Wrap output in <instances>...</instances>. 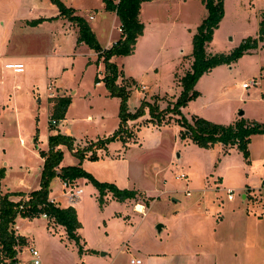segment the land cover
I'll return each instance as SVG.
<instances>
[{
  "label": "rangeland",
  "instance_id": "rangeland-1",
  "mask_svg": "<svg viewBox=\"0 0 264 264\" xmlns=\"http://www.w3.org/2000/svg\"><path fill=\"white\" fill-rule=\"evenodd\" d=\"M60 1L73 17L84 19L97 29L101 41L105 42L109 33L120 34V27L106 19L107 15H102L105 6L102 0ZM152 1L142 6L141 16L144 21L154 19V25L159 24L160 42L171 34L169 42L164 46L158 44L152 52L150 48L139 54L110 59L122 72L116 84H128L127 112L135 114L143 103L146 104L142 106V113L126 122L123 139L117 137L103 148H94L81 162L82 169L97 181L114 184L119 189L135 190V198L127 202L140 214L126 209L108 194L100 207L97 190L81 179L79 188L83 195L72 206L80 224L77 230L80 242L83 241L86 248L88 244L101 246L106 240L104 229L109 225L111 241L117 242L119 232L123 240L131 237L129 252H120L118 247L113 249L105 259L107 264H130L132 258L146 264L145 252L159 246L166 250L167 256L155 259L154 264H188L194 251L199 250L198 240L208 244L204 231L212 232L214 226L200 218L198 210L203 208V212H210L215 221L223 212L227 213L228 204L240 203L244 216L247 212L249 217L261 220L264 246V133L250 137L245 158L236 148L224 154L217 144L207 149L199 147L184 127V120L191 124L195 118L217 124L242 119L247 123L264 124V38L256 49L230 65L218 66L203 74L194 85L195 94L186 105L176 109L182 91L181 79L190 69L192 38L198 26H192L194 30L188 37L176 31L172 33L171 26L176 23L177 16L183 21L185 15L181 11L178 14L175 0ZM194 10L195 14L188 12V23L200 25L205 9ZM263 10L264 0H226L225 17L209 49L223 53L242 39L256 38L258 16ZM89 15L95 16L94 20H88ZM20 18L22 22L44 18L45 30L18 32L14 28L9 34ZM69 19L59 15L50 0H0V79L6 87L3 115H0V169L4 172L1 185L6 190L21 193L38 188L39 172L44 163L39 152L48 153V137L59 133L73 140V150L67 145L56 147L62 152L58 170L62 166H78L76 150L112 136L119 128L120 99L111 97L106 88L104 60L98 59L85 44L76 45L78 27ZM1 22L5 23L4 29ZM154 25L148 29L153 30ZM19 48L34 53L45 51V54L56 51L55 55L62 56L50 62V76L57 88L66 90L72 104L65 115L67 118L69 113L68 119L52 125L51 130L44 60L35 59L25 64V74L14 75L4 68L7 62L2 57L4 50ZM181 50L186 52L181 54ZM251 81H256L257 85L242 89V84ZM13 85H18L20 90L12 89ZM151 108L158 109L161 114L152 116ZM88 115L91 123L86 120ZM13 164L22 167L12 168ZM182 174L186 179H176ZM21 180L25 185L20 186ZM230 189L234 198L231 203L227 198ZM61 192V181L55 176L49 183L48 199L60 200L63 208L70 207ZM243 195L246 200H242ZM138 204H142L144 210ZM119 210L123 213L120 220H116L114 213ZM17 219L20 232L29 239L25 252L18 249L17 264H32L31 248L39 253L40 264H88L78 253L75 242L68 240L62 226L52 230L41 217L19 216ZM225 228L218 231L217 238L224 232L229 233ZM236 240L231 238L228 252L236 249L233 258L237 254L251 261L255 253L251 248L253 242L241 244ZM213 243L222 246L218 239H210L209 246L213 247ZM213 248L215 253L220 252L217 247ZM255 260H258L256 256Z\"/></svg>",
  "mask_w": 264,
  "mask_h": 264
},
{
  "label": "trees",
  "instance_id": "trees-1",
  "mask_svg": "<svg viewBox=\"0 0 264 264\" xmlns=\"http://www.w3.org/2000/svg\"><path fill=\"white\" fill-rule=\"evenodd\" d=\"M102 1L105 5V10L114 12L120 22L121 38L108 49L101 48L94 33L84 19L73 17L70 10L60 0H50L57 7L59 15L65 18L68 16L70 21L77 24V44H85L97 54L98 59L103 58L106 88L111 97L120 99L119 128L112 136L96 143L91 142L88 148L76 150L74 155L79 160L78 166H66L58 170L56 168L62 159V152L56 147L58 145H67L70 150H73V140L59 133L50 136L48 138V153L39 152L44 159L39 188L29 193L25 200L22 199V194L2 192L1 181L4 177V172L0 169V264H17L18 249H22L26 245L25 239L22 236H17L14 231V222L19 216L31 219L46 215L48 219L64 228L68 240L75 242L78 246L79 254L83 253L80 238L77 235L80 224L77 220L75 209L73 207L59 208L48 201L49 183L53 177L57 176L62 182H75L78 179H86L97 190V202L100 207L105 203L104 197L107 194H110L118 202L131 200L136 196L135 190L119 189L114 184L97 181L81 167V162L87 152L92 151L94 148H103L109 141H113L117 137L123 139L126 122L135 119L140 112L142 113V106L146 104L143 103L140 110L135 114L127 112L128 84H116V80L122 76V72L114 63L110 62V59L113 56L126 57L133 53L137 39L143 34V24L139 21L140 5L142 2L149 0H119L116 4L112 0ZM202 3L207 11V16L193 35L192 61L190 69L181 79L182 91L176 102V109L186 105L187 101L195 94V91H193L194 85L203 74L218 66L230 65L243 54L256 49L258 43L262 42L264 38L263 11L256 38L249 37L244 39L239 46L228 54H207L206 45L211 42L213 33L224 16V9L223 0H202ZM42 21L43 19H37L27 24L35 27ZM131 83L134 82L131 81ZM51 103L49 128H52L53 122L57 123L64 119L71 99L69 97H57L53 98ZM150 112L152 116L161 114L158 109L153 108H151ZM184 127L199 147L207 149L216 144H221L225 152L227 149L236 148L243 153L245 158L247 157V145L250 137L264 133V124L247 123L243 119L232 124L222 125L202 118H195L191 124L184 120ZM13 197L20 198L13 200Z\"/></svg>",
  "mask_w": 264,
  "mask_h": 264
},
{
  "label": "crops",
  "instance_id": "crops-1",
  "mask_svg": "<svg viewBox=\"0 0 264 264\" xmlns=\"http://www.w3.org/2000/svg\"><path fill=\"white\" fill-rule=\"evenodd\" d=\"M118 1L119 0H114L113 2L116 4V3H118ZM150 2H153V1L152 0L144 1L140 5L139 21L143 24V34H142V36H140L137 39V42H136L135 47H134L133 54H136V53L139 54L140 52H143V50H145V49L147 50V49H150V48H152L151 49V52H152V50L155 47H157L158 44H161V46H164V44L166 42H169V40H170L169 39V37H170L169 35H171V34H168L167 38L160 42L158 40L159 39V34H158L159 32L157 31V29L159 28V24L158 25H154L155 24V20L154 19H152L151 21H149L148 19L146 21L143 20V18L141 16L142 6L144 4L150 3ZM174 3H175V6H176V9L178 11V14L181 11V13H183L185 15V19L183 21H181V16H177L176 23L172 24V26H171L172 33L176 31V32H179L183 37L184 36H187V37L191 36L190 31L194 30V28L192 26L194 24H197V26H199V24L197 22H194L193 24H189L188 23L189 19L187 18V15H188V12H190L191 14L192 13L195 14L196 11L194 9L198 10V8L204 7V5L202 3V0H175ZM20 9H22V8H20ZM103 9H104V11H102V13H103L102 15L103 16L107 15L106 19H109L111 22L114 21V24H116L118 27H120V22H119V19H118L117 15L114 12L106 11L105 10V6H104ZM204 9H205V7H204ZM223 9H224V16H223L222 20L224 19L225 12H226V0H223ZM263 11L259 12L258 25H259V22H260V19H261V14H262ZM17 12H18V9H17ZM205 12H206V14L202 18L203 20L207 16L206 9H205ZM110 16H111V19H110ZM196 16H198V15H196ZM90 17H92V18L90 19ZM94 17L95 16H93V15H89L88 20L92 21V20H94ZM22 20L23 19L20 18V20L16 21L17 25L10 29V33L9 34H11V32L13 31L14 28L18 32H20L21 30H26V29L32 30V31H35V32H38V31L40 32L42 30H45V29H43V24L44 23H40L39 25H37L35 27H32V26H29L27 24L28 22H31V21L24 20V22H22ZM221 21H220V23H221ZM86 22L89 25V27L92 30V32L94 33V35L97 38L98 42L100 43V46L102 45L101 48H103V49L110 48L113 44H115L121 38V32H120L119 35H117V34L114 35V34L109 33V34H107V36L105 38V42H103V40L101 41V39H100V37L98 35L97 29L93 28L88 21H86ZM220 23H219L218 28L213 33V37H212L211 42L206 45L205 50H206L207 54L222 53V52H215L214 50H212L213 51L212 52L209 49L211 47L212 43L214 42V38H215V35H216L217 31L220 28ZM152 24L154 25L155 28H153V30H152V28L148 29V27H150ZM1 27L3 29L5 28V23L4 22H1ZM258 28H259V26H258ZM257 34H258V30H257V33H256V37H257ZM48 35H50L49 38L52 41V33L49 32ZM77 36H78V33H77ZM77 36H76V41H77ZM1 37H2V34L0 33V39H1ZM243 40L244 39L240 40L238 42V44H236L234 47H230L229 50L226 51V52H223V54L230 53ZM52 43H53V41H52ZM81 44H83V43H81ZM81 44H77V42H76L77 46H79ZM50 45H51V42H50ZM51 47H52V45H51ZM53 50H56V49L53 48ZM90 51H92V50H90ZM55 52L56 51H53V53H49L48 52L46 54H45V51L44 52H36V53H34V52L25 51V50L19 48V50H9V51L8 50H4L3 56H2L4 60H7V62L4 64V68H5L6 64H22L23 68H24L22 74L26 73L25 64H29L30 61L35 62V59H37V60L43 59L44 60V63H45V66H46V71H45L46 72V75H45V79L46 80H45V83H46V88H47L48 124H50L49 123L50 122L49 118H50L51 107H52L51 100L53 98H57V97H69L67 92H66V90L62 89L61 87L57 88L56 82L51 80V78H53V77L50 76V74H51V72L49 71L50 62L54 61V59H56V58H62L61 55H58V54L55 55ZM159 52H162L161 48H160ZM183 52H186V51H184V50L180 51L181 54ZM250 52H252V50L249 51L248 53H250ZM95 55L97 56L96 53H95ZM191 61H192V58L190 59V65H191ZM221 66H223V65H221ZM226 66H228V65H226ZM186 72H187V70L184 72V74ZM12 73L14 75H19L20 74V73H14V72H12ZM123 73H124V71H123ZM178 73L179 72H177V70H176L175 75L177 76ZM124 76L126 77L125 73H124ZM5 88H6L5 87V83L3 81H1V79H0V115H3V110H4L3 106H4V103H5V99H6V90H5ZM12 89H15L16 91H19L20 87L18 85H13ZM50 89H52V91H50ZM54 89H56L55 93L53 92ZM244 90H248V89H244ZM69 98L71 99V103L69 104L68 108L72 104V98L71 97H69ZM15 101H16V98H14V103H15ZM68 108H67V110H68ZM67 110H66V112H67ZM65 115H66V113H65ZM68 116H69V113H67V118L65 116L63 120L68 119ZM86 120L91 123L92 122L91 116L88 115L86 117ZM232 123H234V122H232V120H231L228 124H232ZM55 124L56 123H54L53 125H55ZM215 124H217V123H215ZM228 124H222V125H228ZM49 130H51V129L49 128ZM34 142H35V139H34ZM217 145L221 146V149H223V153L224 154L228 153L229 150H230V149H227V151L224 152L225 151L224 147L221 144H217ZM4 164H5V166L7 165V163H4ZM16 165H18V164H13L11 167L15 168ZM18 166L22 167V165H20V164ZM62 167H66V166H62ZM40 173H41V171L39 172V175H40ZM176 179H177V177H176ZM84 180L87 181L86 179H84ZM80 181H81V179H78V180L75 181V183L78 186H80L79 185ZM19 184H20V186L21 185H25L22 180L19 182ZM62 184H63V182L61 181V186H62ZM38 188H39V186H38ZM38 188L29 189L27 192H21V193L19 192V194H22V199L25 200L28 197L29 193H31L34 190H37ZM1 189H2V191L4 193H6V192L7 193H18V192H12L10 190H6V189L3 188L2 185H1ZM243 191L247 192V190H243ZM82 195H83V191H82V193L80 195L79 200L77 202H75L74 204H70V203L67 202V200H65V198L63 197L62 192H61V197L66 201V203L70 207L75 206L80 201ZM96 195H97V191H96ZM108 195L111 197L112 200H115V199L112 198V196L110 194H108ZM19 198L20 197H13V200H18ZM48 200L49 201H53L55 204H57V206L59 208H63L60 205V200H55V199H48ZM242 200H246V196L245 195L242 196ZM228 201L231 203L232 201H234V198H232L231 200L228 199ZM117 203L121 204L125 208L126 207L131 208L130 206H128L129 203L127 202V200L124 201V202H117ZM138 205L141 206V210H144V209H142V207H143L142 204H138ZM128 208H126V209H128ZM226 209H227V211H226L227 213L223 212V215L221 217L220 216L217 217V219H215V221L212 220V218H214V217H212L210 212H208V211L203 212V208L198 210V214H200L199 215L200 218L205 219V221L209 222V224L214 223V226L212 227V230H211L212 232L208 233L207 231H204L205 235H203V236L205 237V239L208 242V244L204 245V242L199 239L198 240V244H199L198 249L199 250H198V252L194 251L193 259L191 261H189L188 264H264V246H263V244L261 242L262 241V238H261L262 237V229H261L262 228V224L260 223L261 220H257V218H255V217L254 218L249 217L248 216L249 214L247 212L245 213V216H244L243 210L241 209L240 203L228 204ZM132 210L135 213L140 214V212H137L136 208H135V210L134 209H132ZM122 213H123V211H120V210L119 211H115L114 219L120 220V217L122 216ZM144 214H145V212H144ZM142 216H144V215H142ZM39 217H41L42 219L46 220L47 223L50 224V226L52 227V230H55V226H59V225L55 224L52 220L48 219L47 217H43L42 215L39 216ZM17 218L15 219V222H14V231H15V234L17 236H22L25 239L26 245L22 247V249H24L23 252H25L26 246L29 243V239H28V237H26L22 233V231L20 232V226L17 224V220H18ZM51 221H52V224H51ZM104 225L107 226L106 224H104ZM108 226L105 227V229H104V236H105L106 240H105V242H102L101 246L98 245V247H95V246L91 247V245H89L87 243L88 246L86 248L84 246L83 241L80 242L81 246H82V249H83V253H82L81 256H82V258L85 261H87L88 264H107L105 262L106 261L105 259L108 257L110 252H112L113 249L116 250L117 247H118L117 249L120 250V252H129L128 251V247H129V243H130L129 239H130L131 236H129L127 238V240H123L122 237H121L122 233L119 232L118 235L120 237L118 238L117 242L111 241V238L109 237V236H111V233H110V230H108ZM223 226H226L224 231H229V233L227 234L226 232L223 231L224 232L223 236H220V237L217 238L218 231ZM227 227H230V228H227ZM225 235H228V236H225ZM231 238H236L237 239L236 242L237 243H241V244H245V242H246V244H251L249 241L253 242V245L251 246V248H253L252 250H254L255 253H254V257H253V259L251 261L249 260V257H246V256L245 257H240L237 254L233 258L232 253H234L236 249L233 252H228V248H229L228 245L230 243ZM210 239L211 240L218 239L220 241V244L222 246H215V244L213 243V247H217V250L220 251V252L215 253L214 252L215 249L212 246H209ZM107 240H109V242H107ZM85 243H86V241H85ZM215 243H218V241L215 242ZM120 247H121V249H120ZM33 249H35V248H33ZM101 254H103V255H101ZM166 254H167L166 250L164 248H162L161 246H159V247H157L155 249H152V251H146L145 252V257H147V259H146L145 263L146 264H154L153 261L155 259H158L160 257L164 258L165 256H167ZM18 255H19V253H18ZM18 255H17V257H18ZM38 255H39V253H38ZM236 256H238L237 259H236ZM255 256L258 259L257 261L255 260ZM231 257H232V261H231ZM132 260H134V259L133 258L130 259L129 263L130 264H136V263H131ZM137 260L140 262L139 264H142V262L139 259H136V261ZM109 264H113V263L109 262Z\"/></svg>",
  "mask_w": 264,
  "mask_h": 264
},
{
  "label": "built area",
  "instance_id": "built-area-1",
  "mask_svg": "<svg viewBox=\"0 0 264 264\" xmlns=\"http://www.w3.org/2000/svg\"><path fill=\"white\" fill-rule=\"evenodd\" d=\"M91 18L92 17H90V19ZM5 68L11 70L14 73H22L24 70L22 64H6ZM262 70L264 71V66L262 67ZM256 85H257L256 81H251L249 84L246 83L242 84V88L248 89L250 88V86H256ZM177 179H186V177L182 174L179 177H177ZM81 193H82L81 188H79V186L75 182H63L62 195L67 200L68 203L74 204L75 202H77L80 198ZM227 193H228L227 198L231 200L233 198L232 196L233 190H228ZM49 202L54 204L56 207H58L57 204H55L53 201H49ZM42 216L47 217L46 215H42ZM29 252L33 257L32 264H40L37 250L31 248L29 249ZM131 263L139 264L140 262L138 260L137 261L132 260Z\"/></svg>",
  "mask_w": 264,
  "mask_h": 264
},
{
  "label": "water",
  "instance_id": "water-1",
  "mask_svg": "<svg viewBox=\"0 0 264 264\" xmlns=\"http://www.w3.org/2000/svg\"><path fill=\"white\" fill-rule=\"evenodd\" d=\"M101 255H103V254H101Z\"/></svg>",
  "mask_w": 264,
  "mask_h": 264
}]
</instances>
